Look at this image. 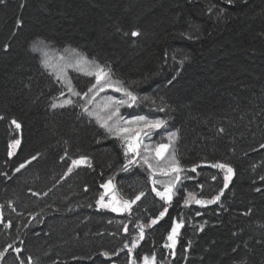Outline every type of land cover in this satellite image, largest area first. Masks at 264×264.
<instances>
[{
  "label": "trees",
  "instance_id": "obj_1",
  "mask_svg": "<svg viewBox=\"0 0 264 264\" xmlns=\"http://www.w3.org/2000/svg\"><path fill=\"white\" fill-rule=\"evenodd\" d=\"M35 42L109 65L140 98L133 113L167 122L186 174L172 201L155 197L147 172L122 170L120 142L80 99L51 107L67 92ZM90 81L73 76L80 91ZM0 117V264H129L141 225L137 264L153 254L155 264H264V0H4ZM81 156L91 167L65 175ZM217 162L234 173L222 194ZM110 177L127 200L144 193L121 223L97 207ZM181 219L175 248L165 247Z\"/></svg>",
  "mask_w": 264,
  "mask_h": 264
},
{
  "label": "snow or ice",
  "instance_id": "obj_2",
  "mask_svg": "<svg viewBox=\"0 0 264 264\" xmlns=\"http://www.w3.org/2000/svg\"><path fill=\"white\" fill-rule=\"evenodd\" d=\"M4 3V0H0V4ZM211 11V9H210ZM17 24H20V21H17ZM139 33L136 31H133L131 33V36L136 37ZM7 47V46H5ZM80 63L84 64H90L92 65V70L88 71L86 73L89 77L95 78V83L92 84V86L88 89L87 92L83 93V96L79 92H75L71 85L69 84L68 91L72 93L73 95L80 96L81 99L88 100L89 94L96 91L97 89L99 91H104L105 88H111L114 92L121 93L124 97L127 99H121V100H115L114 98L111 99V102L115 105H117L116 110L110 115L106 120H103L100 122V127L104 128L106 130V133L109 134L111 137L119 139L122 141V147L124 149V157H125V163L122 166L123 171L130 170L135 165H146L151 175L149 176V179L152 180L153 184V191L156 193L157 196H159L162 200H165L166 202H170L173 199V190L177 188V185L179 182H181V173L185 171L179 163V161L175 157V153L173 150L172 155V161L168 168L161 169V173L164 175H171L174 174L175 178L170 183L164 186L163 191H159L156 188V184L159 183L156 179H153V177L156 174V170L154 169L153 164L150 161V153L151 148L148 145L144 144L145 138H150L151 135L161 128H167V122L165 120L156 119V120H150L145 116H137L134 117L132 120L124 119L123 117H120L114 124L109 123L113 120V117L119 116V106L120 105H127L128 107H132L133 105L137 104L139 102V97L133 93L128 87L123 86L121 82L119 81H113L112 80V71L111 67L106 64H99L96 61H87L84 58H81ZM42 64L48 68V62L47 60H43ZM59 79V78H57ZM171 83V82H170ZM60 96H64V92H60ZM144 100H148V97H144ZM88 103H92L91 100H88ZM76 102L72 99H67L61 104L52 103V108H64L66 106H75ZM105 107H108V105H105ZM83 112L87 113L88 116L95 115L91 111L88 110L87 104L82 106ZM159 112H163L164 108L157 109ZM2 119V117H0ZM97 121H100V117L96 116ZM13 125L17 129L21 127L20 123H18L15 119L11 121ZM176 139V133H170L169 134V143L168 144H158L155 147V158L157 160H160L164 157L165 152H167L172 145L174 144ZM20 144V140H14L13 143L10 145L11 147H15ZM262 148H264V145H261ZM141 148H143V153L141 152ZM147 153V154H145ZM9 156L12 155V152L9 151ZM130 157V158H129ZM36 156L32 157V160H35ZM64 157H61V160H63ZM30 163V161H25L24 163L20 164L19 168L16 169L17 172L20 171V169H23L25 167V164ZM86 165L88 167H91V161L86 156H81L78 159H73L71 161V165L68 167V172L65 173L67 175L68 173L73 171V168ZM212 168L215 169H221L224 171V184L223 188L220 190L221 194L223 193L224 189L228 188L229 181L233 177V168L227 164V163H213L210 165ZM192 172L196 171V166H193L191 169ZM112 177H110L105 183L101 184L100 187L104 189V192L100 194V198L97 200V205L102 208H111L113 212H124V211H130L133 204L136 203V201L140 200L141 197L144 195L143 192H141L139 195L135 197V199L132 200H117L115 196L112 197L111 200H109L107 203L105 202V196L111 195L115 191V185L112 183ZM216 177L213 176V180H215ZM220 199V195H217L213 197L210 200H200L195 199L196 204H213L216 203ZM189 201H185L187 204ZM167 212V209H165L164 212L160 213V217H163ZM199 215V213H197ZM160 217H157L156 219L151 221V224H156L157 220H159ZM184 221L183 219L180 220L179 223H177L175 220H173L171 232L168 234L167 239L171 241L170 244H166L165 247L174 249L176 244V238L179 234V230L182 227ZM202 227V226H201ZM125 229L127 230V226H125ZM139 239H144V226L141 225L140 228V235ZM136 246V242H133V247ZM125 247L127 248L128 245L125 244ZM129 253H131L132 248H129ZM19 251V250H17ZM2 255V253H0ZM104 255H108L107 253H104ZM174 255V252H173ZM131 264V262H130ZM144 264H155V254H153L151 260L147 256L144 257Z\"/></svg>",
  "mask_w": 264,
  "mask_h": 264
},
{
  "label": "rangeland",
  "instance_id": "obj_3",
  "mask_svg": "<svg viewBox=\"0 0 264 264\" xmlns=\"http://www.w3.org/2000/svg\"><path fill=\"white\" fill-rule=\"evenodd\" d=\"M31 49L35 54H37L39 56L41 65L49 72V74H51L56 80H58L68 92V95L65 98L63 97V98L57 100V102H55V103L61 104L67 99H72V100L80 99L81 103L83 105L87 104L88 110L91 111L92 113H94L95 115L88 116L87 113H85V114L91 120H93L99 127H100V122H102L103 120H106L116 110L117 105L113 104L111 102V99L112 98H114L115 100L127 99L121 93L114 92L111 88H105V90L102 92L97 89L96 91L90 93L88 100H91L92 103H88V100L81 99L80 96H76V95H73L72 93H70L68 91V87L70 84L71 87L73 88V90L75 92H79L81 94V96H83V93L88 91V89L92 86V84L95 83L94 77H89L86 75V73L88 71L92 70V65L80 63V61H81V58H84L87 61H93V60L86 58L84 55L80 54L79 52H77L75 50L73 51L71 49H63V48L56 49V48H52L49 45H46V44L41 43V42H38V43L35 42L32 45ZM43 60H47L48 65H49L48 68H46L42 64ZM75 75H79L81 77L91 78L89 85H87V87L83 91L76 89L75 85L73 84V76H75ZM57 78H59V79H57ZM112 80L115 81L113 78H112ZM82 85L83 84H80V86H82ZM105 105H108V107H105ZM134 107H136V104L133 105L132 107H128L127 105H120L119 106V116L113 117V120L110 121L109 123L114 124L116 122V120H118L120 117H123L124 119H127V120H132L134 117H137V116H145L150 120H156V119L163 120L162 118H159L158 116H154V115H145V114L144 115H135L134 113L131 112V108H134ZM96 116L100 117V121H97ZM102 129L106 132V130L104 128H102ZM170 133H175V132L172 129H170L169 127L161 128L159 130H156L151 135L150 138L144 139V144L148 145L152 150L150 153V161L153 164L154 169L156 170V174L153 177V179H156L157 181H159V183L156 184V188L159 191H163L164 186L167 185L168 183H170L175 178L174 174L164 175L161 173L160 170L166 169L170 166L171 161H172L173 150L175 151L176 139H175V142L172 145V147L167 152H165L164 157L161 158L160 160H157L155 158V151H154L156 145L169 143V134ZM117 140L122 145V141L119 139H117ZM122 150H123V154H124L123 147H122ZM141 152L143 153V148H141ZM145 154H147V153H145ZM124 160H125V157H124ZM146 168H147L146 165H135L130 170L125 171V172L131 173L133 171H136V173H138V174H141V172H147L148 176H150L151 173L148 170H146ZM185 177H186V174L184 172H182L181 173V181ZM149 182L151 184L150 189L152 190L153 189L152 180L149 179ZM181 184H182V182H179L177 185V188H175L173 190V196H176V193H178V191L180 189L179 186ZM102 192H104L103 188H102L100 194ZM152 192L158 199H161L159 196L156 195V193L153 190H152ZM113 196H115V198L117 200H120V201L127 200L126 198H124L120 194H118L116 191H114L111 195L105 196V202L107 203L109 200L112 199ZM162 201H165V200H162ZM97 207L101 208V209H106V210L112 211L111 208H102V207H99L98 205H97ZM128 212L129 211L114 212V213L119 216V218H120L119 222L121 223L124 220L125 215L128 214ZM138 217H140V216H138ZM137 222H139V221H136V223L134 225L131 224L132 228H135V226L137 225ZM128 226H130V223L128 224ZM139 235H140V229L136 233V240H135L136 246L133 247V244H132V247H131L132 250L137 248L138 243L141 240V239H139ZM128 254H129V264H130V262H131V264H137L136 261L133 259L132 251H131V253H128ZM149 260H151V258H149ZM114 264H116V263H114ZM141 264H144V259H143Z\"/></svg>",
  "mask_w": 264,
  "mask_h": 264
}]
</instances>
